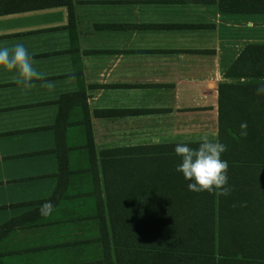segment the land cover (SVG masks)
<instances>
[{
	"label": "crops",
	"instance_id": "crops-1",
	"mask_svg": "<svg viewBox=\"0 0 264 264\" xmlns=\"http://www.w3.org/2000/svg\"><path fill=\"white\" fill-rule=\"evenodd\" d=\"M241 22L252 23L219 12L216 0H71L0 12V49L22 42L44 73L25 90L16 70L0 66V223L30 210L55 185V99L77 88L75 65L95 149L216 139L218 82L243 80L223 72L256 41L232 31ZM95 108L134 111L94 116ZM57 212L1 235L0 264L83 260V249L68 244L78 232L53 219Z\"/></svg>",
	"mask_w": 264,
	"mask_h": 264
},
{
	"label": "trees",
	"instance_id": "trees-1",
	"mask_svg": "<svg viewBox=\"0 0 264 264\" xmlns=\"http://www.w3.org/2000/svg\"><path fill=\"white\" fill-rule=\"evenodd\" d=\"M71 0H0V12L39 8ZM222 13H264V0H216ZM72 26V14L69 12ZM100 26H110L97 25ZM74 52L75 48L68 49ZM77 88L55 99L52 123L56 182L33 207L0 223V236L44 216L51 201L57 222L75 234L84 259L71 264H264V41L246 42L218 82L216 139L227 146L230 195L190 191L177 166L178 143L197 148L201 140L95 149L81 71ZM95 108L94 116L132 112ZM247 135H241V124ZM65 227H63L64 230ZM59 229V228H58Z\"/></svg>",
	"mask_w": 264,
	"mask_h": 264
},
{
	"label": "clouds",
	"instance_id": "clouds-1",
	"mask_svg": "<svg viewBox=\"0 0 264 264\" xmlns=\"http://www.w3.org/2000/svg\"><path fill=\"white\" fill-rule=\"evenodd\" d=\"M0 66L7 71L16 70L18 76L17 83L22 84L25 90L35 87L34 80H43L44 73L37 71L33 67L32 58L27 48L22 42H17L12 48L4 47L0 49ZM48 89H53L54 84L47 82ZM257 95H264V84L256 89ZM247 124H241V135H247ZM201 142L197 148H191L186 143H178L175 146V153L182 158V162L177 166V171L182 172L184 178L191 181L188 184L190 191L219 190V195H230L232 187L228 184V162L221 159V154L227 150V146L218 139H209L207 134L200 138ZM54 211L51 201H46L41 205L40 212L43 216H49Z\"/></svg>",
	"mask_w": 264,
	"mask_h": 264
},
{
	"label": "rangeland",
	"instance_id": "rangeland-1",
	"mask_svg": "<svg viewBox=\"0 0 264 264\" xmlns=\"http://www.w3.org/2000/svg\"><path fill=\"white\" fill-rule=\"evenodd\" d=\"M226 14H228L231 17L250 18L252 21L250 26H247L246 22H241L242 24L240 25V27L233 28L232 31H234L235 33L240 32L239 35L252 33L256 35L257 41H264V13L253 12V13H226Z\"/></svg>",
	"mask_w": 264,
	"mask_h": 264
}]
</instances>
